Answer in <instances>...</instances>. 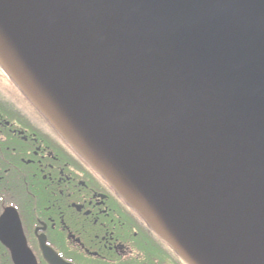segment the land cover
I'll return each mask as SVG.
<instances>
[{
	"label": "water",
	"instance_id": "95a60500",
	"mask_svg": "<svg viewBox=\"0 0 264 264\" xmlns=\"http://www.w3.org/2000/svg\"><path fill=\"white\" fill-rule=\"evenodd\" d=\"M0 67L186 264H264V0H0Z\"/></svg>",
	"mask_w": 264,
	"mask_h": 264
},
{
	"label": "flooded vegetation",
	"instance_id": "af4514ba",
	"mask_svg": "<svg viewBox=\"0 0 264 264\" xmlns=\"http://www.w3.org/2000/svg\"><path fill=\"white\" fill-rule=\"evenodd\" d=\"M0 70V264H186Z\"/></svg>",
	"mask_w": 264,
	"mask_h": 264
},
{
	"label": "rangeland",
	"instance_id": "374dc122",
	"mask_svg": "<svg viewBox=\"0 0 264 264\" xmlns=\"http://www.w3.org/2000/svg\"><path fill=\"white\" fill-rule=\"evenodd\" d=\"M1 71V70H0ZM2 72V71H1ZM3 79V76L0 74V80Z\"/></svg>",
	"mask_w": 264,
	"mask_h": 264
}]
</instances>
